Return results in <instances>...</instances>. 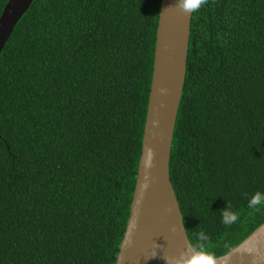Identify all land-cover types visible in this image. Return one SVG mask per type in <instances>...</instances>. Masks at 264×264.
<instances>
[{
    "label": "trees",
    "instance_id": "trees-1",
    "mask_svg": "<svg viewBox=\"0 0 264 264\" xmlns=\"http://www.w3.org/2000/svg\"><path fill=\"white\" fill-rule=\"evenodd\" d=\"M159 2L32 0L13 26L0 51V264H114ZM167 168L194 251L221 255L264 220V199L250 207L264 198V0L190 14Z\"/></svg>",
    "mask_w": 264,
    "mask_h": 264
},
{
    "label": "water",
    "instance_id": "water-1",
    "mask_svg": "<svg viewBox=\"0 0 264 264\" xmlns=\"http://www.w3.org/2000/svg\"><path fill=\"white\" fill-rule=\"evenodd\" d=\"M32 0H7L0 12V51ZM160 0L140 150L132 196L114 264H179L195 254L168 175V154L184 79L190 14ZM217 264H264V220Z\"/></svg>",
    "mask_w": 264,
    "mask_h": 264
},
{
    "label": "clouds",
    "instance_id": "clouds-1",
    "mask_svg": "<svg viewBox=\"0 0 264 264\" xmlns=\"http://www.w3.org/2000/svg\"><path fill=\"white\" fill-rule=\"evenodd\" d=\"M206 0H178L177 6L186 13L197 12ZM262 198L260 194L255 195L250 201V207H257L261 204ZM236 219L235 216L225 214V222L231 224ZM166 264H167V258ZM179 264H217V257L209 248L197 247L195 254L188 256L179 261Z\"/></svg>",
    "mask_w": 264,
    "mask_h": 264
}]
</instances>
